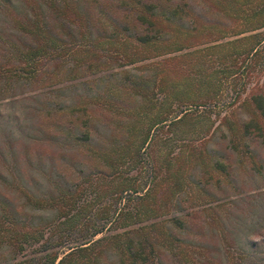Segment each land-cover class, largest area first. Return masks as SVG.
Here are the masks:
<instances>
[{"label": "trees", "instance_id": "trees-1", "mask_svg": "<svg viewBox=\"0 0 264 264\" xmlns=\"http://www.w3.org/2000/svg\"><path fill=\"white\" fill-rule=\"evenodd\" d=\"M0 11L9 101L78 79L87 100L85 77L106 79L93 103L64 109L81 113L74 119L43 113L23 161L11 148V161L0 160V264H164L174 241L203 246L190 220L204 183L187 169L214 154L200 148L206 137L184 144L164 129L193 134L223 94L232 108L252 83L249 114L235 129L229 109L223 137L242 150L264 138V0H0ZM211 168L228 176L221 161ZM34 169L41 180L26 175Z\"/></svg>", "mask_w": 264, "mask_h": 264}, {"label": "rangeland", "instance_id": "rangeland-1", "mask_svg": "<svg viewBox=\"0 0 264 264\" xmlns=\"http://www.w3.org/2000/svg\"><path fill=\"white\" fill-rule=\"evenodd\" d=\"M2 12L0 11V47L5 48L8 45L9 36L7 33L10 29L4 21ZM1 45H5V47ZM108 72L101 73V75H107ZM85 78L90 87L86 92L87 100H84V96L83 98L79 96L83 95L85 89L83 87L87 84H80L82 80L78 79L70 82L71 86L69 87V84L60 83L46 88L36 95H32V93L25 95L26 92L24 94H12L13 101L11 102L4 96L8 97L7 93H9V90L6 91L9 89L8 78L2 77L0 80V86L3 89L0 90V160L11 161L13 158L9 154V148H11L18 160L23 161L20 151L24 145L30 144L29 136L37 135L34 125L41 119L43 113L50 114L49 118L53 121L63 123V119L67 121L81 114L74 113L73 116H70V112L68 113L64 109H68L83 100L91 104L97 95L104 92L103 87L106 82L104 77L99 80L98 76L89 75ZM261 79L262 76L258 80ZM252 85V83L246 84V92L240 94L232 108H226L229 104L230 98L228 97L230 94L227 96L223 94L224 96L221 97L220 101L218 100L221 106L214 108L209 115L202 116L200 122L196 124L193 134L187 133L188 136L186 133L181 134L179 130L182 129L181 127H174L173 131H167L168 128L166 127L164 129V134L173 132L174 136L185 139L184 144L190 141L194 145L199 144L201 137L207 138L214 131L211 139L205 142V138L200 147L202 151L205 147L210 150L214 154H212L213 157L208 159L204 151L200 168L196 167L194 171L188 167L187 172L194 175L197 171L196 175L201 176L204 183V190H202L214 193L216 198L210 202L211 199L206 197V193L203 192L201 197L205 202L199 205L198 210H192L195 215L190 221L195 219L197 224L194 226L198 227L200 234L198 240L203 246L194 247L193 243H190L186 244L190 247L183 250L185 247L183 243L174 241L172 249L169 246L168 251L161 256L164 264H264V138H248L247 146L242 150L235 138L234 142H231L230 137L232 135L229 138L223 137V134L226 135L228 130L224 128L226 123L222 124L220 121L225 113L227 115L231 111L229 109H233L228 114L230 124L239 122L249 114L250 105L246 102V98ZM51 88L56 89V91L48 92L47 90ZM60 88L63 89L59 91ZM241 88V85L237 86V89ZM13 91L22 93V88ZM40 100L45 103L42 109L39 106ZM225 100L226 102H224ZM222 104L223 106L226 104V106L222 107ZM58 109H62L64 114ZM216 113L219 115H215ZM56 118L60 119L55 120ZM138 124L141 125L140 120ZM97 126L101 128L100 125ZM183 130L188 131V129ZM58 139L62 143L63 134ZM65 143L62 148L66 147V151H69L71 143L70 141L67 142V145ZM181 144H183L181 141L176 143L175 151L179 149ZM50 154L52 152L46 156H50ZM250 156L252 158H249ZM217 160L221 161L222 164L224 163L228 169L227 177L211 168L212 162ZM2 173L9 178V173H6L5 170ZM26 175H30L33 180H41V176L36 170L28 171ZM184 185V191H192V185L188 183ZM183 196L185 195L183 194ZM187 205L190 204L187 203ZM209 207H211L210 210ZM187 211H191V208ZM177 234L180 239L187 237L186 235L183 236L181 232ZM194 241L197 242V240ZM3 250L5 254L6 250Z\"/></svg>", "mask_w": 264, "mask_h": 264}]
</instances>
